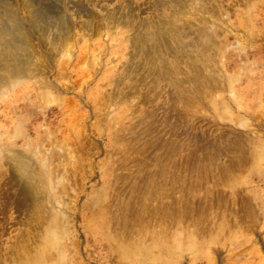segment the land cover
<instances>
[{"label":"rangeland","instance_id":"rangeland-1","mask_svg":"<svg viewBox=\"0 0 264 264\" xmlns=\"http://www.w3.org/2000/svg\"><path fill=\"white\" fill-rule=\"evenodd\" d=\"M8 7L34 71L0 87V264H264V0Z\"/></svg>","mask_w":264,"mask_h":264},{"label":"bare ground","instance_id":"bare-ground-1","mask_svg":"<svg viewBox=\"0 0 264 264\" xmlns=\"http://www.w3.org/2000/svg\"><path fill=\"white\" fill-rule=\"evenodd\" d=\"M5 5H9L11 6V4H5ZM12 7V6H11ZM9 7L5 10L0 9V87L6 86L13 78H17V77H26L28 74V72H33L32 69L29 70V63L27 60H23L20 58V54L23 51H26V49H28V44L30 40H28V36H26V32L24 34L23 32V28L21 27V22L18 21V19L16 18V11L9 9ZM37 15V14H36ZM18 17V15H17ZM37 18V17H36ZM39 19V18H37ZM41 20V19H40ZM40 20H37L38 22ZM36 20H34L33 23V28L39 30V31H43L42 33L45 35H48V31L50 30V27L48 29V26L46 25V23L44 24L45 28L43 27H39L38 25H40ZM24 23V22H23ZM49 24V23H48ZM54 27H58L59 28V33H57L58 36H62L61 35V31L62 28L59 27L57 24L51 23ZM50 25V24H49ZM64 26V24L62 25ZM28 30V28H26ZM32 29V28H31ZM33 30V29H32ZM47 30V32L45 33V31ZM65 30V29H64ZM98 30V29H97ZM26 31V30H25ZM56 33V32H55ZM36 34V31H35ZM44 35V36H45ZM65 36V35H64ZM30 38V36H29ZM58 40V39H57ZM56 40V41H57ZM55 41V39H54ZM42 42V41H41ZM53 42V41H52ZM55 43V42H54ZM15 44H18V48L15 47ZM31 44V43H30ZM52 44V43H51ZM69 44V43H68ZM67 44V46H68ZM19 45H23L24 48H20L19 49ZM55 45V44H53ZM70 46V45H69ZM30 47V46H29ZM52 48V47H51ZM69 48V47H67ZM71 48V47H70ZM53 50V49H52ZM29 51V50H28ZM84 57V56H83ZM35 61V60H34ZM50 61V58H49ZM52 61V60H51ZM80 63V62H79ZM42 65V64H41ZM39 65V67L41 66ZM67 64H64L63 66H60V69L58 70L57 73H60V71L65 70ZM78 66V63H76L75 65H73V69H75ZM37 67V66H36ZM43 68V66H41ZM35 68V67H34ZM41 68V69H42ZM51 69V68H50ZM64 69V70H62ZM39 69H37L38 71ZM43 71V70H42ZM41 71V72H42ZM36 72V71H35ZM40 72V74H41ZM45 74V73H44ZM31 75V74H30ZM29 75V76H30ZM43 75V72H42ZM35 78H38V75L34 73L33 75ZM33 77V78H34ZM63 77V76H62ZM58 78V77H57ZM44 79V76H43ZM63 79H66L63 77ZM57 80V79H56ZM61 80V77H60ZM43 82L42 78L37 80V82ZM45 81V80H44ZM59 81V79H58ZM54 84L58 85L57 81H53ZM56 82V83H55ZM77 83V82H76ZM64 84V83H63ZM11 85V84H10ZM45 85V83L43 84ZM65 85V84H64ZM73 87V86H72ZM71 87V88H72ZM70 88V89H71ZM70 91V90H69ZM68 94V93H67ZM62 101V100H61ZM70 103V102H69ZM73 105V104H72ZM76 105V104H75ZM72 108H74L72 106ZM81 126V125H80ZM84 139V138H83ZM83 144V143H82ZM81 147V146H80ZM72 150V149H71ZM79 150V149H78ZM76 152V151H75ZM69 154V153H68ZM74 154V153H73ZM20 163V162H19ZM22 164V163H21ZM24 165V164H23ZM26 166V165H25ZM10 182V181H9ZM11 183L12 185H15L14 187H16V189H18L19 191V196H23L25 198V201H23L22 199H19L17 201V206L20 209H23L24 207L28 206V201L30 200V192H29V188H28V182L22 177L20 176L18 173L16 172H12V176H11ZM16 193V192H15ZM14 193V194H15ZM168 196V195H167ZM163 197V196H162ZM165 197V196H164ZM14 200V199H13ZM12 200V201H13ZM168 204V203H167ZM31 207V206H30ZM32 208V209H31ZM30 209L33 210V207H31ZM29 209V208H26ZM32 212V211H31ZM114 212V211H113ZM28 213L30 214V212L28 211ZM32 217V214H31ZM37 243V242H36ZM29 248V247H28ZM31 247L29 248V253L31 252ZM28 250V249H27ZM26 250V252H27ZM33 252V251H32ZM35 253V252H34ZM26 259V258H25Z\"/></svg>","mask_w":264,"mask_h":264}]
</instances>
